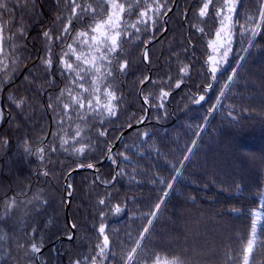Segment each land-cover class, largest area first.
Segmentation results:
<instances>
[{
  "label": "trees",
  "instance_id": "obj_1",
  "mask_svg": "<svg viewBox=\"0 0 264 264\" xmlns=\"http://www.w3.org/2000/svg\"><path fill=\"white\" fill-rule=\"evenodd\" d=\"M3 2L0 94L4 86L9 87L4 94L7 111L0 103V125L7 112L10 115L0 135V264H38L37 252L31 251L32 243L45 247L40 255L42 264H93V258L95 264H126L123 257L134 246L127 236H138L146 225L144 214L162 197L157 177L165 183L171 181L175 174L172 166L179 165L185 155L182 149L191 145L198 127L205 129L197 140L198 147L193 148L185 167L179 169L181 175L153 221L151 234H145L141 241L143 252L137 249L138 264H153L157 258L161 264L174 260L182 264H244L253 211L264 212V25L256 29L255 38L248 34L259 20L264 2L239 0L230 29L231 51L226 61L221 55L223 47L216 55L218 61L224 62L219 65L215 81L206 61L212 54L209 44L220 24L211 6L208 16L200 18L197 12L201 0H178L169 15L168 30L155 42L151 40L164 29L163 15L151 31L141 26L139 39L135 29L129 28L130 34L121 35L120 47L114 54L117 60L128 61L129 67L123 74L113 68L112 76L104 81L120 97L116 115L103 119L98 111L86 109L84 118L72 112L66 118L62 107H56L60 101H69L66 93L61 95L62 90L69 89L73 95L78 92L67 76L60 74L58 57L77 32L88 31L94 23L93 16L73 18L70 34L61 43L56 37L72 15L70 0ZM120 2L126 9L123 20L135 22L136 0ZM145 2L152 4L154 0H139L141 9ZM76 3L96 9L97 21L107 16L105 0ZM172 3L173 0L167 6L170 8ZM222 3L223 0H213L217 7ZM130 5L131 16L127 11ZM45 31L52 35L53 67L49 70L41 63L49 46L43 36ZM91 35L89 32V38ZM146 44L149 67L142 59ZM73 47L77 54L81 52L78 43ZM82 50L99 55L87 45ZM67 58L75 67V57L69 54ZM185 65L187 74L180 71ZM148 69L151 78L144 85L143 95H151L145 124L126 134L114 153L99 165L120 133L145 115L138 92ZM232 72L236 73L233 83L225 89V97H219ZM180 79L183 82L177 89L174 84ZM85 80V88L91 89L90 76ZM104 83L100 84L101 103L105 102ZM209 83L212 88L205 91ZM168 85H172L171 89ZM161 89L170 90L162 101L163 108L157 107ZM200 95L205 100L195 104L194 98ZM218 97L220 106L209 113ZM87 98L85 93V104ZM21 99L26 103L17 107ZM77 125L83 139L74 144ZM99 132L106 135L100 136ZM143 132L149 133L148 138L141 135ZM62 139L69 143L62 147ZM85 144L88 146L82 153L74 151V147ZM122 153L128 159H123ZM87 163L95 165L97 175L91 170L76 172L69 179L72 190L66 188V192H72L69 212L75 236L56 243L71 233L65 216L64 178L75 167ZM121 172L123 175H118ZM101 199L105 205L99 204ZM116 205L122 209L119 214L114 213ZM101 223L108 226L110 241L109 257L103 261L97 254V245L102 243L97 232ZM258 234L260 241L248 264H264V218Z\"/></svg>",
  "mask_w": 264,
  "mask_h": 264
},
{
  "label": "snow or ice",
  "instance_id": "obj_2",
  "mask_svg": "<svg viewBox=\"0 0 264 264\" xmlns=\"http://www.w3.org/2000/svg\"><path fill=\"white\" fill-rule=\"evenodd\" d=\"M171 2V0H164V2H161V0H154V3L148 4L145 2L143 8L141 9L139 0H136V7L138 9V18L135 22L129 24L127 21L123 20V14L125 13V5L120 2V0H105V3L108 5V12L107 16L104 19L101 20H95L96 15V9L92 8L90 4L81 6L80 4L76 3V0H70L71 3V10L72 15L67 17V23L65 24L62 34L57 36L56 39L63 43V40L69 35V29L71 27V21L73 18L82 19L85 15H92L94 23L89 26L88 31H80L77 32L75 37H73L72 43L67 45V48L60 54L58 57L59 59V71L61 75L67 76L70 83L75 85L78 89V92L76 95H73L72 91L69 89H64L61 92V95L67 94L69 97L68 102L60 101L56 107L60 108L62 107L64 115L66 118H70L69 112H72L79 116L80 118H84L86 115L85 109L87 112H93L98 111V114L100 115L101 119H103L105 116H115L116 115V107L119 103L120 97L117 95L116 90H112V86L109 84L104 83V81L112 76V69L116 68V70L123 74L129 67V63L126 60H117L116 56L114 55L117 52V49L120 47V37L121 35H129L128 29H135L136 38L139 39V34L141 32V26L143 27L144 31H151L152 28H154L155 24L157 23L158 19L163 15L166 16L168 12H171L172 9L169 8L167 5ZM264 2V0H262ZM239 3V0H223V3L217 7L215 4H213V0H201V3L198 7L197 15L200 18H204L208 16V10L210 6L213 10V15L218 19L220 28L215 32V39L212 40L209 44V47L212 49V54L208 56L207 63L210 64V73L211 78L213 81L216 80V73L220 71V63L226 61V58L229 55V52L231 51V27H232V17L235 13L236 5ZM5 4L3 0H0V8H4ZM77 9H79V15L77 14ZM129 16H131L132 7L131 5L127 9ZM57 19H60L57 17ZM248 23H252L251 19L248 20ZM262 25H264V8L260 10L259 13V20L255 23V27L251 29V31H248V34L255 38V36L258 34L256 29L260 28ZM123 26V27H122ZM197 31L203 33V28H197ZM89 32H91L93 35L89 38ZM43 36L46 38V40L49 42V46L46 50V54L44 58L42 59L41 63L45 66L46 70H49L53 67V59H52V50H51V40L52 35L50 31H45L43 33ZM221 36L225 37V44L223 47V51L221 53L222 57L224 58V61H218L216 59V53L218 52V45L220 42ZM79 44L81 45V52L77 54L76 49L73 47V44ZM87 45L90 49H95L99 55L94 54H85L82 50L83 46ZM251 46V45H250ZM3 51V36H2V26H0V52ZM105 51L107 52V55L105 54ZM71 54L75 57V67L73 66V62H70L67 58ZM145 60H147V51L144 53ZM113 61H115V64H113ZM103 69V71H102ZM180 71L184 74H187L188 67L187 65L183 66ZM236 75L235 72H232L228 76V82L222 86V89L219 93V97H225V91L224 89L228 88L231 83H233V77ZM91 78V89L85 88V83H88L87 80H85V77ZM99 80L100 83H97ZM150 80V77H144L141 79L140 84H146ZM183 80H177L174 84L175 88H180ZM104 83V91H103V97H104V103H101V97H100V84ZM153 84H155V81H152ZM169 89H171L172 85H168ZM212 88V84L209 83L205 91H208ZM85 93H88L87 98V104H85ZM151 93H148L146 95H143L142 99L144 101V110L147 111V104L149 100V96ZM170 95L169 91H164L161 89L160 95L158 99L161 101L157 107L163 108V100L166 99ZM218 97L217 104L209 109V113H212L217 110V108L220 106V99ZM59 99V98H57ZM205 100L204 95H200L197 98H194L195 104H200L202 101ZM26 103L25 100L21 99L16 104L17 107H20ZM49 107L52 108L53 105L49 103ZM3 112L0 110V118H2ZM231 116V113H229ZM145 117H140L136 120L137 124L144 123ZM206 123V122H205ZM205 129L203 127H198L194 131V138L192 140V143L190 146H186L182 149V151L185 153L180 158L179 165H173V171L174 175L171 178L170 182L165 183L162 178L157 177V179L160 181V184L162 185V197L158 198V202H156L149 210L148 213L145 215L146 225L142 227L141 231L139 232L137 237H133L130 234L127 236V239L131 241V243L134 245L129 250H127L126 257H123L127 261V264H138L137 261V249L139 248L141 252H143V247L141 245V241H143L146 237L145 234L150 235V228L153 225V221L157 219V214L161 210V206L164 204L165 200L168 197V194L171 190H173V184L175 180L181 175V172L179 171L180 168L185 167V162L189 161L192 155V150L195 147H198L197 140L200 136V134ZM82 129L79 125H77L76 131L74 133V144L80 143L83 137L81 136ZM100 136L106 135L105 132H99ZM144 138H148L149 133L143 132L141 134ZM80 138V139H75ZM69 141L66 139L61 140V146L68 144ZM88 145L85 144L80 148H75L74 151L77 154H80L84 151L85 147ZM43 151V149L41 150ZM112 149L109 148L108 152L111 153ZM123 159H128L127 156H124V154H121ZM115 163V161H113ZM81 167H87L89 169H92L95 167L92 163H87L86 165H81ZM118 175H123V173H118ZM155 182V181H154ZM7 204V202H6ZM100 205H105V201L101 199L99 201ZM122 211L121 207L119 205H116L114 208V213L119 214ZM259 213H254L253 216H258ZM108 226L104 223H101L100 226L97 229V232L102 236V243L97 245L98 248V255L101 257V261L104 259H107L109 257V236L106 234V228ZM251 238L247 240L246 248L244 249V252L246 253L244 255V264H248L249 256L253 252L254 246H256L260 241V235L258 234L257 224L255 219L253 220L252 226H251ZM71 238V237H69ZM31 251L33 253L41 251V248L38 244L32 243L31 244ZM112 259H115V256L113 255L111 257ZM77 264H86V262H80L78 261ZM93 264H95V258H93ZM153 264H161V261L159 258H157ZM164 264H169L168 261H164ZM170 264H182V262L179 261H171Z\"/></svg>",
  "mask_w": 264,
  "mask_h": 264
},
{
  "label": "water",
  "instance_id": "obj_3",
  "mask_svg": "<svg viewBox=\"0 0 264 264\" xmlns=\"http://www.w3.org/2000/svg\"><path fill=\"white\" fill-rule=\"evenodd\" d=\"M177 2H178V0H173V3L171 5V7H170L172 9V11L171 12H168V14L163 17V23H164V29H163V31L161 32V34L156 39H152L151 42H155L158 38H160L162 35H164L166 33V31L168 30V18H169V15L175 9ZM148 48H149V44H146L144 46V49H143V52H142V59H143L144 64L147 67H149ZM145 51H147V60H145V56H144ZM25 69H26V67H24V69L21 71V73L19 74V77H21L23 75ZM147 77H150L151 78V69H148V75H147ZM144 85L145 84H143V85L140 86V89H139V92H138V95H139V97H140V99H141V101H142L143 104H144V101H143L142 97H143V88H144ZM8 87H9V84H7L6 86H4L3 89H2V91H1V94H0V103H1L2 109L4 111H7V108L4 105V94H5V91H6V89ZM224 91H225V89H224ZM149 109H150V106H149V103H148L147 104V111H146L145 115L143 116V117H145V122H146V119L148 117ZM9 115H10L9 112H7V115L5 117V120L0 125V135H1L2 127L5 125L6 121L8 120ZM145 122L144 123H140V124H137L135 122L134 124L127 126L120 133V135L118 136L117 140L112 145L109 146V148L112 149L111 153H109L108 150H107V153H106L105 157L100 161L99 165L100 164H103L114 153L117 145L122 141V139L125 137L126 134H128L129 132H131L134 128L141 127L142 125L145 124ZM87 170H91V171L94 172L95 176L97 175V170H96L95 167L92 168V169H89L87 167L78 166V167H75L74 169H72L71 171H69L67 173V175L65 176V178H64V181H63L64 189H65L64 190V195L66 196L65 216H66L67 223H68V225H69V227L71 229V233H70V235L60 237L59 239L56 240V243H61L62 241H66V240H72L74 238V236H75V226H74L73 222L71 221L70 212H69L70 201H71V198H72V192L71 191L66 192V188H68V186H69V188L72 190V186L69 185V179H70V177H71L72 174H74L76 172H80V171H87ZM116 175L117 174L115 173L112 182L115 180ZM69 237H71V238H69ZM44 248L45 247L43 246L41 248V251H39V252L36 253V261H37L38 264H42L40 262V255H41V253H42V251H43Z\"/></svg>",
  "mask_w": 264,
  "mask_h": 264
},
{
  "label": "rangeland",
  "instance_id": "obj_4",
  "mask_svg": "<svg viewBox=\"0 0 264 264\" xmlns=\"http://www.w3.org/2000/svg\"><path fill=\"white\" fill-rule=\"evenodd\" d=\"M215 39V38H214ZM224 44H225V37L224 36H221L220 38V42H219V45H218V52L215 54L217 55L221 50H222V47H224ZM254 213H259L258 216H254L253 220L255 219L256 221V224H257V229L259 228L263 218H264V212L261 210V209H255L253 211V214ZM251 238V236L249 237V239ZM247 245V244H246ZM246 248V246H245ZM246 254V253H245Z\"/></svg>",
  "mask_w": 264,
  "mask_h": 264
}]
</instances>
